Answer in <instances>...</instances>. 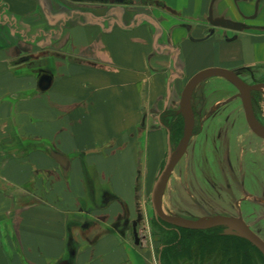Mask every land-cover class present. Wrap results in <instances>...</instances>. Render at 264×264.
<instances>
[{
	"label": "crops",
	"instance_id": "0c3cea01",
	"mask_svg": "<svg viewBox=\"0 0 264 264\" xmlns=\"http://www.w3.org/2000/svg\"><path fill=\"white\" fill-rule=\"evenodd\" d=\"M128 1L142 19L125 24L0 0V264H159L147 200L171 77L173 103L203 69L264 66V0Z\"/></svg>",
	"mask_w": 264,
	"mask_h": 264
},
{
	"label": "rangeland",
	"instance_id": "374dc122",
	"mask_svg": "<svg viewBox=\"0 0 264 264\" xmlns=\"http://www.w3.org/2000/svg\"><path fill=\"white\" fill-rule=\"evenodd\" d=\"M72 1L70 2L72 9L88 10L91 16L96 14L93 8L106 6L104 11L100 12L107 13L110 10L117 18L124 17L125 24L142 19L139 13L142 12L143 6L140 8L127 6L131 3L128 0ZM122 10L126 11L123 15ZM262 75H264V66H254L251 71L243 72V77L249 83L259 82ZM180 97L181 94L177 95V101L168 103L167 109L172 114L161 116L158 120L164 125L176 123L180 129L183 123V130H170L173 148L179 146L184 134L183 117L177 113ZM194 97L197 99L198 107L203 110L195 119V134L189 148L174 169L166 188L163 198L165 212L173 216L200 218L212 215L211 213L216 211L235 214L241 205L245 210L251 209V204L246 200L241 201L244 195L235 183L240 182L243 176H245L247 187L255 181V177L262 178L264 181V139L258 138L247 123L240 93L230 81L222 77L209 78L200 83ZM256 97L255 113L264 125V92L260 91ZM217 109L218 111L214 114L213 112ZM204 115L211 116L203 118ZM166 156L167 152L159 171L164 166ZM151 194L152 191L147 200L150 212L148 225L151 232L160 237V240H157L160 247L164 238L168 235L175 237V232L167 233L165 226L168 225L164 226L160 223L161 220L155 217ZM203 231L201 233L189 231L192 233L191 238L196 242L195 244L200 242L201 236H209L207 231ZM262 236L264 237V229ZM180 256L182 257L176 260H169L167 264H224L222 257L216 254L207 260L196 253ZM256 256L260 264L259 253Z\"/></svg>",
	"mask_w": 264,
	"mask_h": 264
},
{
	"label": "water",
	"instance_id": "95a60500",
	"mask_svg": "<svg viewBox=\"0 0 264 264\" xmlns=\"http://www.w3.org/2000/svg\"><path fill=\"white\" fill-rule=\"evenodd\" d=\"M211 77H222L227 79L238 88L249 126L256 134L264 138V125L255 115L251 94L253 90H264V84L250 85L240 78L236 70L223 67H210L197 72L187 81L181 93L177 113L181 114L183 117L184 134L181 143L177 148H173L170 134L171 129L166 126L168 134V151L164 166L159 171L152 189L151 204L153 212L157 219L171 224L176 228L207 230L218 225H228L230 230L225 234L235 235L249 241L264 254V240L252 231L241 218L221 214L208 215L200 218H187L170 215L166 213L163 208V198L171 175L179 161L187 152L189 143L193 136L195 128V113L192 103L194 92L202 81ZM177 78L178 76L176 74L173 75L168 83L165 108L167 107L171 96V80H176ZM51 84L52 76L50 74L44 73L40 76L39 87L41 90H48ZM53 156L61 164L64 174L67 175L70 169V159L57 152H55ZM71 252V255L73 256L75 250L73 249ZM58 264H71V260H65Z\"/></svg>",
	"mask_w": 264,
	"mask_h": 264
},
{
	"label": "trees",
	"instance_id": "16d2710c",
	"mask_svg": "<svg viewBox=\"0 0 264 264\" xmlns=\"http://www.w3.org/2000/svg\"><path fill=\"white\" fill-rule=\"evenodd\" d=\"M165 126H168L171 130H183V123H181V129L180 126H178V124L176 123H166ZM160 223L164 226L168 225L171 227L170 230L169 228H167V233L171 234V232H175V237H171L168 235V237L164 238V242L162 244L166 245V248L163 251L162 264H167L169 260H176L179 257H182L180 256L181 254L191 255V253L201 255L204 260L212 258L213 255L215 256V254L220 255L222 257V261H224V264H258L256 254L260 252L253 244H251L247 240L225 235H218L216 237H213L206 233L209 236H201L200 242L198 244H195L196 242L193 240V238H191L192 233L189 232H192V230H181L182 233H186L183 238H180L179 231L175 229V226L163 221H161ZM196 231L201 233V231L203 230H194V232ZM165 251L166 255H164Z\"/></svg>",
	"mask_w": 264,
	"mask_h": 264
},
{
	"label": "flooded vegetation",
	"instance_id": "af4514ba",
	"mask_svg": "<svg viewBox=\"0 0 264 264\" xmlns=\"http://www.w3.org/2000/svg\"><path fill=\"white\" fill-rule=\"evenodd\" d=\"M253 68H254V66H247V67L238 69L236 71L238 72V75L240 76V78L244 82H246V83H248L250 85L264 84V75H262L263 77H262V79L259 82L256 81L255 83H249L248 81L245 80V78L243 77V72H246L248 70L251 71ZM206 80L207 79H205L204 81H206ZM204 81H202V82H204ZM233 86H235V85L233 84ZM197 88H196V90H197ZM236 89L238 90L237 87H236ZM196 90L194 92L193 100H192L193 109H194V113H195V119L198 118V116L201 114V112L203 110V109H201V107L200 108L198 107L197 102H196L197 99L194 97L195 96V93H196ZM260 91L261 92H264V90H253L251 92V94H252V105H253L254 112H255V105H256V102H257L256 94L257 93H260ZM240 99H241V102H242V105H243L242 98L240 97ZM167 107L162 111L161 116H168L169 114H172V113L169 112V109H167ZM212 108L215 109V106L212 105ZM243 108H244V105H243ZM213 109H210V110H213ZM217 111H218V109L215 110L213 113L215 114ZM244 115H245V110H244ZM255 115H256V113H255ZM209 116H211V115H204L203 118H208ZM256 117H257V115H256ZM245 118H246V115H245ZM246 121H247V119H246ZM195 124H196V120H195ZM194 131H193L192 138L194 137V134H195ZM255 135L258 138H260V139H264L263 137L259 136L256 133H255ZM192 138H191V140H192ZM190 143H191V141H190ZM190 143H189V145H190ZM188 148H189V146H188ZM240 180H241L240 182H236L235 184H237V187L243 192L244 197L242 198L241 201L243 202V201L246 200L249 204L252 205V208L251 209H248V210H245V209H243V206L241 205V208H238L237 209V212L235 214L227 213V212H220V211H216V212L211 213V214L212 215L221 214V215H227V216L241 218L249 226V228L252 231H254L258 236H260L264 240V237L262 236V232H263V229H264V181H263L262 178L259 179V178L255 177V181L254 182H251L250 185H249V187H247L246 186V181H245V176L241 177ZM216 207H220V206L216 205ZM167 228H169V230L171 229L170 226H168ZM175 229H177L179 231V237L180 238H183V236L185 235V233H182L181 230H183L184 228H176L175 227ZM229 230H230V227L228 225H218V226L212 227L210 229H207L205 231H207V233L210 236H213V237H216L218 235H225V236L240 238V237L235 236V235H227V234H225ZM241 239H243V238H241ZM165 248H166V245L161 244V246L158 249V259H159V263L160 264H162V259H163L162 256H163V251L165 250ZM259 252H260L259 253V258H260L259 263L260 264H264V254L260 250H259Z\"/></svg>",
	"mask_w": 264,
	"mask_h": 264
}]
</instances>
